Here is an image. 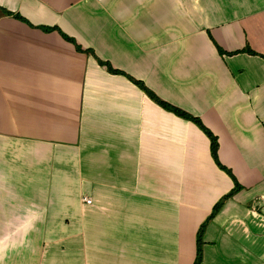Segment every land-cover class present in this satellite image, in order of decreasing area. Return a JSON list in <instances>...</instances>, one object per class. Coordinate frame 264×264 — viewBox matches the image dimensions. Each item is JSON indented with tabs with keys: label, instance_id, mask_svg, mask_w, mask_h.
Segmentation results:
<instances>
[{
	"label": "crops",
	"instance_id": "obj_1",
	"mask_svg": "<svg viewBox=\"0 0 264 264\" xmlns=\"http://www.w3.org/2000/svg\"><path fill=\"white\" fill-rule=\"evenodd\" d=\"M130 78L242 186L200 264H264V0H0V264H193L233 180Z\"/></svg>",
	"mask_w": 264,
	"mask_h": 264
},
{
	"label": "trees",
	"instance_id": "obj_2",
	"mask_svg": "<svg viewBox=\"0 0 264 264\" xmlns=\"http://www.w3.org/2000/svg\"><path fill=\"white\" fill-rule=\"evenodd\" d=\"M11 14V12H8ZM14 17L20 18L22 19L18 14H13ZM68 40L73 42V39L70 38L69 36H65ZM78 49H80L79 47H77ZM85 52L91 53L93 54L92 50H84ZM219 52H222V50L220 48H218ZM249 53H252V51H250L249 49L247 50ZM96 60L98 62L99 65L104 66L106 68V70L108 72L111 73H120L119 71L115 70L108 62L103 61L99 58L96 57ZM131 81L136 84L140 89H142L143 91H145V93L155 102H157L159 105H161L163 108H165L166 110H169L171 112H173L174 114L187 119L191 122H193L197 127H199V129H201L205 135L208 137L209 139V148H210V154L211 157L213 158L215 164L223 171H225L226 174L229 175V177L233 180L234 186L233 188H231L227 193H225L224 195H222L213 205L209 215L205 218V220L199 225L198 230H197V235H196V254H195V258L193 261V264H200V262L202 261V234L204 231V228L206 226V224L212 219V217L214 216V214L218 211V209L221 207L222 203L225 201V199H227L228 197L234 195L238 190H240L242 188V186L237 182V180L235 179V177L233 176V174L231 173V171L226 168L224 165H222L218 158H217V148H218V143H217V138L216 136L205 126L203 125V123L201 122V120L199 119V117L197 116H193L169 103H167L166 101L161 100L160 98H158L153 92H151L144 84L143 82L139 81V80H135L133 78H130Z\"/></svg>",
	"mask_w": 264,
	"mask_h": 264
},
{
	"label": "built area",
	"instance_id": "obj_3",
	"mask_svg": "<svg viewBox=\"0 0 264 264\" xmlns=\"http://www.w3.org/2000/svg\"><path fill=\"white\" fill-rule=\"evenodd\" d=\"M82 201L86 202V203H90L91 200L89 198H87L86 196L82 197Z\"/></svg>",
	"mask_w": 264,
	"mask_h": 264
},
{
	"label": "rangeland",
	"instance_id": "obj_4",
	"mask_svg": "<svg viewBox=\"0 0 264 264\" xmlns=\"http://www.w3.org/2000/svg\"><path fill=\"white\" fill-rule=\"evenodd\" d=\"M233 182V181H232ZM233 186H234V183H233ZM233 186H232V188H233ZM239 191V190H238Z\"/></svg>",
	"mask_w": 264,
	"mask_h": 264
}]
</instances>
